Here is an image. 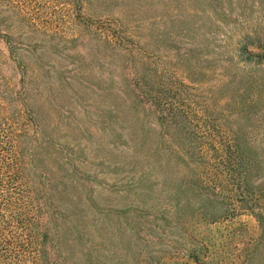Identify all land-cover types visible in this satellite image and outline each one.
<instances>
[{
	"label": "trees",
	"instance_id": "16d2710c",
	"mask_svg": "<svg viewBox=\"0 0 264 264\" xmlns=\"http://www.w3.org/2000/svg\"><path fill=\"white\" fill-rule=\"evenodd\" d=\"M85 1H69L76 21ZM195 1L178 0V62L170 54L171 66L121 23L84 18L95 30L103 75L96 111L85 107L87 122L70 123L74 144L56 131L73 114L68 106L48 111L60 125L41 123L32 104L38 97L56 104L65 92L79 104L84 91L72 81L89 89L81 68L54 71L57 82L43 93L34 75L49 79L50 71L31 67L30 51L0 35L22 75L14 90L0 70V264H169L176 255L178 264H222L195 239H214L205 230L244 213L259 225L251 244L257 255L239 264H264V0H201V11H184L183 2ZM194 43L197 52L206 47L209 70L192 65L187 45ZM152 112L157 143L145 121ZM82 140L101 160L97 168L115 175L117 205L99 206L92 189L79 193L74 159L84 154ZM69 185L78 192L69 194ZM112 214L123 219L121 252ZM169 232L192 239V247L173 241L176 254L154 240Z\"/></svg>",
	"mask_w": 264,
	"mask_h": 264
},
{
	"label": "rangeland",
	"instance_id": "374dc122",
	"mask_svg": "<svg viewBox=\"0 0 264 264\" xmlns=\"http://www.w3.org/2000/svg\"><path fill=\"white\" fill-rule=\"evenodd\" d=\"M69 1L0 0V35L11 36L13 43L30 51V53H24V59L31 67L40 66L50 71L49 79L40 74L34 75L35 87L43 93L46 88L49 91V87L57 82L54 71L63 68H81L79 81L82 77L89 89L80 88L79 83L72 81L73 89L84 91L81 92L79 104L68 102L69 92L62 95L56 94L58 95L56 104L54 102L46 103L45 98L42 97L35 99V103L32 104L39 121L43 124L53 120L49 117L48 111L54 112V109L61 107V104L68 106L73 114L68 121L65 120V125L56 131L59 136L61 135L59 129H62L68 142L74 144L77 132L74 130L73 124L70 123L81 122V120L87 122L89 117L81 116L85 107L96 111V106L100 105V98L97 96V92H99L97 83L103 75L99 56L96 53V42L93 38L95 30L83 24L84 18L98 25H100V21L105 24L114 21H117L118 24L121 23L127 28L135 43H142L151 53H160L162 61H167V65L171 66L170 54L175 55L173 59L178 62V0H86L82 9L84 17H81L79 21L74 19L76 11ZM186 3L183 2L186 5L184 11L185 9L201 11L204 8L201 0H197L193 4ZM263 26L264 24L260 27ZM2 36H0V70L10 81L14 90H18L21 86L22 75L11 59L8 46ZM190 46L195 54L192 65L201 64L206 71L209 70L211 56L208 55L204 44L198 46L199 52L196 51V43L187 45V47ZM116 64L117 60L114 61V70ZM209 73L206 80L209 79ZM51 80L52 82H50ZM52 86L54 88V85ZM53 121L62 125L59 119ZM145 121L149 127H152V141L157 143L159 127L155 113H149ZM88 125L86 123V126ZM137 126L141 127L139 123ZM32 132L33 127H31ZM90 147L89 141L82 140L81 150H84V154L81 150L77 151L79 155L82 154L81 158L74 159L79 176L82 177L79 193H86L92 189L99 206L109 203L117 205L118 193L112 185L115 175L111 170L102 171L97 168V164L101 160L94 156L92 150L90 152ZM157 179L159 178L157 177ZM75 186L69 185L67 192L69 194L77 193ZM109 219L116 224L114 243L117 242V248L120 249L118 239L122 232L117 230V225L123 219L119 218L117 214H112ZM258 233L257 221L250 214L244 213L233 221L217 224L205 230V234L214 239H195V241L201 245L202 242L209 245L208 252L210 251V257L214 259V262L239 264L245 258L250 259L253 255H257L251 244L256 240L253 238H256ZM167 235L166 239L154 240L161 242L164 247L176 254H178V246L174 248L173 241L181 240L192 247V239H176V236L171 232ZM107 241L110 240L107 239ZM119 251L121 252V249ZM155 255L161 254L155 252ZM239 256L242 258L238 261ZM185 261L187 264H193L189 259H185ZM169 264H178V256L176 255V259Z\"/></svg>",
	"mask_w": 264,
	"mask_h": 264
}]
</instances>
